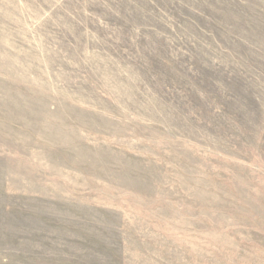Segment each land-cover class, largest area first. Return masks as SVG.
<instances>
[{
	"label": "rangeland",
	"instance_id": "374dc122",
	"mask_svg": "<svg viewBox=\"0 0 264 264\" xmlns=\"http://www.w3.org/2000/svg\"><path fill=\"white\" fill-rule=\"evenodd\" d=\"M0 264H264V0H0Z\"/></svg>",
	"mask_w": 264,
	"mask_h": 264
}]
</instances>
